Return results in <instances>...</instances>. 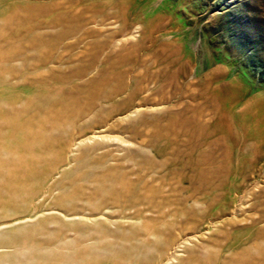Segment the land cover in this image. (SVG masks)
I'll return each instance as SVG.
<instances>
[{"label":"rangeland","instance_id":"1","mask_svg":"<svg viewBox=\"0 0 264 264\" xmlns=\"http://www.w3.org/2000/svg\"><path fill=\"white\" fill-rule=\"evenodd\" d=\"M0 53V104L41 120L0 264L80 219L104 264H264V0H0Z\"/></svg>","mask_w":264,"mask_h":264},{"label":"bare ground","instance_id":"2","mask_svg":"<svg viewBox=\"0 0 264 264\" xmlns=\"http://www.w3.org/2000/svg\"><path fill=\"white\" fill-rule=\"evenodd\" d=\"M17 8H19V6L14 3H11L9 7V9ZM1 53L0 62L3 61L2 56L4 57V54ZM0 65L2 64L0 63ZM0 74L6 77L2 70H0ZM12 101L13 100L10 102ZM16 111L14 112L15 114H11V112L6 109L5 105L2 106L0 104V192L6 190L14 195L18 193V189L21 191L30 179L22 175L18 180H14L11 178L9 171L18 168L21 169L20 164L23 163V156L27 155V151H33L34 153V142L31 138L36 135V132L33 128L36 123L41 121L36 114L37 111L36 113L29 114L26 118L23 117V111ZM19 137L22 139L19 140ZM25 137L26 141H23ZM79 142H81V140L76 143ZM7 151L11 153L12 156L14 155L13 158L8 157L6 154ZM17 152H20L21 155H17ZM11 160L12 164L9 163ZM79 187L80 194L83 195L86 189H82V185ZM101 190H103L102 186L97 190L95 189V192L99 193ZM29 193L30 192L27 193V195H29L28 197H30V194H33ZM85 223V219H80L70 226L76 231V236L71 239L67 238L68 235L64 233L61 228L55 231L56 235L54 237L44 235V232L41 230L38 237L26 238V240L37 245L36 247L39 254L44 256V260L38 261L35 264H104L106 257L100 256L98 252L102 250L112 252L119 244L118 242H120V240L116 242L118 238L113 236L117 235V233L105 227L98 219L93 220V226L88 230L85 228ZM64 224L65 223L61 221L60 227L64 226ZM44 227L45 225L42 226L43 230ZM116 256H120L124 259L126 254L120 250V253L116 254L115 252V254L112 255L114 258ZM23 264L33 263L25 262ZM111 264H117L116 260H111Z\"/></svg>","mask_w":264,"mask_h":264}]
</instances>
